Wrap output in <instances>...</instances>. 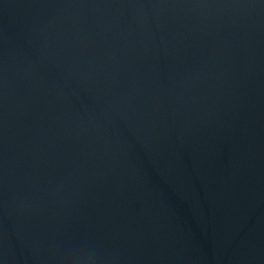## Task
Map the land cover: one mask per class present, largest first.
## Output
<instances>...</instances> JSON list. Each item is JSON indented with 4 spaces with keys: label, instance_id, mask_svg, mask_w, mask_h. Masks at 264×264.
<instances>
[{
    "label": "water",
    "instance_id": "obj_1",
    "mask_svg": "<svg viewBox=\"0 0 264 264\" xmlns=\"http://www.w3.org/2000/svg\"><path fill=\"white\" fill-rule=\"evenodd\" d=\"M0 264H264V0H0Z\"/></svg>",
    "mask_w": 264,
    "mask_h": 264
}]
</instances>
